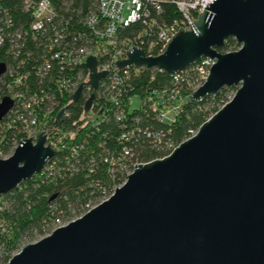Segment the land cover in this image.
<instances>
[{
    "label": "water",
    "instance_id": "1",
    "mask_svg": "<svg viewBox=\"0 0 264 264\" xmlns=\"http://www.w3.org/2000/svg\"><path fill=\"white\" fill-rule=\"evenodd\" d=\"M156 55L132 47L116 68L134 65L171 74L212 60L196 101L235 86L229 100L167 155L136 163L124 183L83 215L22 246L5 264H264V0H211ZM238 47L220 52L226 38ZM93 55L76 90L52 118L75 101L81 84L94 88ZM114 69V70H115ZM4 63L0 62V74ZM92 92L83 102L88 114ZM12 105L0 100V120ZM44 129L19 139L0 157V197L30 180L56 147Z\"/></svg>",
    "mask_w": 264,
    "mask_h": 264
},
{
    "label": "trees",
    "instance_id": "2",
    "mask_svg": "<svg viewBox=\"0 0 264 264\" xmlns=\"http://www.w3.org/2000/svg\"><path fill=\"white\" fill-rule=\"evenodd\" d=\"M60 1L51 0L64 21L71 17L69 27H65L66 33L71 32L74 35L84 29L75 23L73 12L63 11ZM22 3V0H0L2 35L5 32L11 34L17 27L27 26L28 17L22 10ZM87 4L88 0H74L70 9L79 7L85 10ZM162 7L166 14L170 13V5L165 4ZM165 13L163 19L167 20ZM171 14L176 15L175 11ZM6 19L11 23L9 27L5 25ZM136 29L137 26L132 25L123 30L121 35H129L131 31L128 30ZM22 46L20 57L25 60V64L21 71H29L28 84L34 91L47 88L52 93L53 88L44 86V83L47 79L53 81L59 76V72L54 68L40 79L31 69L41 62L43 46L28 38H24ZM237 47L229 37L218 50L225 52ZM11 53L6 41H3L0 45V62L6 64L11 61ZM26 53H29L27 57ZM80 70L84 76V69ZM1 81L0 93H5L4 83ZM117 87L121 98V101H117V106L109 101L94 100L89 114L96 112L100 105L102 110L99 115L89 120L86 117L78 120L84 102L82 97L66 105L68 117L63 121L56 120L52 123L53 116L48 120L60 129L55 143L56 152L51 157L52 162L50 161V175L47 178L33 176L0 198V222L3 224L0 227L2 262L18 251L20 238H42L57 223H68L83 215L87 206L97 204L104 195L110 194L114 187L124 181L133 162L143 163L167 155L170 150L168 144L176 146L184 139L188 130H195L227 97L225 87L220 88L213 96L196 101H186L184 97L178 103V110L167 120L158 117V106L153 110L151 100L157 92L172 87L169 75L140 68L134 73L130 68L127 78ZM54 95L58 97L56 92ZM132 95L138 97L137 108L130 107L131 101L122 100L124 97L131 100ZM65 96H61L63 98L56 111L67 102L68 97ZM42 110L38 111L39 117L43 114ZM10 121L8 116L0 120V154L3 156L9 154L12 140L24 138L21 132H16L17 123ZM9 122L8 126L6 123ZM155 133L160 135L159 143L154 140ZM124 149L128 150V155L123 154Z\"/></svg>",
    "mask_w": 264,
    "mask_h": 264
},
{
    "label": "built area",
    "instance_id": "3",
    "mask_svg": "<svg viewBox=\"0 0 264 264\" xmlns=\"http://www.w3.org/2000/svg\"><path fill=\"white\" fill-rule=\"evenodd\" d=\"M22 2V10L28 17L27 26L25 28L22 26L17 27L11 34L5 32V35H2L0 32V45L3 44V41H6L8 49L12 52V60L4 64V71L0 74V81L2 80L1 82L4 83L6 91L5 93H0V100L3 96H7L12 101L11 107L3 117L8 116L9 121L11 120L10 122L17 123L16 132H21L24 138L31 137L35 132L44 129L43 133L48 135L45 143L50 141L55 146L60 129L58 126L49 123L48 120L51 116L54 117L63 106L56 111L59 101L63 98L61 96L66 95L68 97L72 94L79 82L86 76L88 69L85 67L84 62L88 55H93L98 59L95 63L97 71L107 69L113 71H109L102 76L94 88L86 83L81 84L78 98L82 97L85 101L92 92V101H109L117 106V101H121L117 86L127 78L128 69L132 68L135 73L139 67L130 65L115 69L114 61L117 58H126L124 53L131 46L141 49L145 55L158 54L163 45L166 44L167 39L169 40L171 35L178 31L177 28L190 29L188 24L192 23L196 19L197 14L203 10V7L212 1L88 0L85 10L79 7L71 10L70 7L74 0H61L60 6L63 11L73 12L75 23L82 28L84 27V29L74 35L71 32L66 33L67 30L65 29V27H69L71 17L66 18L67 21H64L56 11L55 3H52L51 0H22ZM165 4L171 7V11L168 14L164 12L162 7ZM172 11H175L176 15L172 16ZM164 13L168 17L167 20L163 19ZM4 22L6 27L11 25L9 19L4 20ZM132 25H136L137 29L128 30V32L131 31L130 34L122 36L123 30L130 28ZM83 30L85 33H83ZM24 38L25 40L28 38L43 46L40 56L41 62L31 68L35 76L41 79L54 68L59 72V76L53 81L47 79L44 83V86L53 88L52 93H49L47 88L34 91L27 81L29 71H21L25 64V60L20 57ZM28 55L29 53L25 54L26 57ZM211 63V59L202 57L188 67L169 74L172 87L168 90L157 92L154 99L151 100L153 110L157 109L158 106V117L160 119L168 120L172 118L171 116L179 107L178 92H190L200 85L205 79ZM80 68L84 69V76ZM53 92H56L57 98ZM232 94L227 95L224 102L229 100ZM122 100L131 101L128 97L126 99L124 97ZM65 108L66 106L61 112L64 119L68 117V112ZM164 108L171 112L169 118H164L163 115L166 112ZM40 109H43L41 117L38 116ZM89 112L90 109L88 114ZM10 122L6 124L9 126ZM195 130H188L184 139L194 134ZM145 134L148 136L147 133ZM153 136L156 143H159L160 135L155 133ZM123 138L126 139V136ZM17 142L12 140L9 154ZM167 147L170 152L175 146L168 144ZM123 154L128 155V150L124 149ZM51 159V157L47 159L39 173L34 175L35 177L47 178L50 175ZM136 163L141 162H133L130 172ZM130 172L126 173L125 179ZM119 186L114 187L110 194L104 195L97 204L106 200L113 190ZM97 204L87 206L84 213ZM65 224L57 223L50 232Z\"/></svg>",
    "mask_w": 264,
    "mask_h": 264
},
{
    "label": "rangeland",
    "instance_id": "4",
    "mask_svg": "<svg viewBox=\"0 0 264 264\" xmlns=\"http://www.w3.org/2000/svg\"><path fill=\"white\" fill-rule=\"evenodd\" d=\"M237 45V44H236ZM238 46V45H237ZM227 90H226V94L225 95H231L234 90H235V86H230V87H225ZM192 91V90H191ZM190 91V92H191ZM190 92H183V91H180L178 92L177 94V100L178 101H181L184 97H186ZM138 104H139V101H138V97L137 95H132L131 96V104H130V107L131 108H137L138 107ZM164 110H166V112H164V118H169L171 116V112L167 109V108H164ZM0 157H6V156H3L2 154H0ZM1 198V197H0ZM2 207H0L1 209ZM3 226V224L0 222V227ZM4 230V229H3ZM38 239H40L38 236H30V237H26V238H20L19 239V242H18V245H19V248H18V251L19 249L26 245V244H29V243H32V242H35L37 241ZM15 254V253H14ZM13 255V254H12ZM11 255V256H12ZM10 256V257H11ZM9 259V258H8ZM7 261V260H6ZM5 262H2V254H1V246H0V264H5Z\"/></svg>",
    "mask_w": 264,
    "mask_h": 264
}]
</instances>
